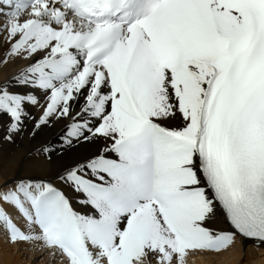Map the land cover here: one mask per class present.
Listing matches in <instances>:
<instances>
[{"label": "snow or ice", "instance_id": "1", "mask_svg": "<svg viewBox=\"0 0 264 264\" xmlns=\"http://www.w3.org/2000/svg\"><path fill=\"white\" fill-rule=\"evenodd\" d=\"M0 159L52 264L264 247V0H0Z\"/></svg>", "mask_w": 264, "mask_h": 264}, {"label": "bare ground", "instance_id": "2", "mask_svg": "<svg viewBox=\"0 0 264 264\" xmlns=\"http://www.w3.org/2000/svg\"><path fill=\"white\" fill-rule=\"evenodd\" d=\"M24 148L30 147L28 141H23ZM8 146H5L7 152ZM8 161L0 159V165H7ZM52 264V262L38 253H34L27 245L10 243L0 232V264ZM189 264H264V247H255L251 241L240 242L219 255H196L189 258Z\"/></svg>", "mask_w": 264, "mask_h": 264}, {"label": "rangeland", "instance_id": "3", "mask_svg": "<svg viewBox=\"0 0 264 264\" xmlns=\"http://www.w3.org/2000/svg\"><path fill=\"white\" fill-rule=\"evenodd\" d=\"M21 262H22V261H20L19 264H22V263H23V262H22V263H21Z\"/></svg>", "mask_w": 264, "mask_h": 264}]
</instances>
